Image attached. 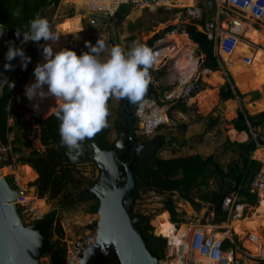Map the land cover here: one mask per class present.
Wrapping results in <instances>:
<instances>
[{"label": "trees", "instance_id": "16d2710c", "mask_svg": "<svg viewBox=\"0 0 264 264\" xmlns=\"http://www.w3.org/2000/svg\"><path fill=\"white\" fill-rule=\"evenodd\" d=\"M61 2L62 0H0V23L8 30V42H12L13 45L20 43L22 36L18 39L14 35L15 28L27 30L28 21L34 18L37 13L43 17L50 8L57 9ZM132 9L133 6L130 4H121L112 16L101 19H104L105 22L116 21L118 25H121L131 13ZM158 10L162 11L164 8L161 7ZM171 11L173 13L181 12L180 9H173ZM17 12L18 14H16ZM181 13L186 18L187 10H182ZM74 19L81 18L76 15L66 19L62 23ZM98 21L100 22V20ZM207 21H213L209 12H204L200 20L187 17L179 27L170 25L163 32L154 33L148 39L144 38V42L142 43L151 48L158 40L164 38L166 34L176 29L179 31L185 30L189 38L193 41V44L198 45V56L205 55L201 62V69H208L214 72L218 71L221 69L222 64L216 54L215 42L208 40L204 32ZM131 27L133 29L135 25L131 24ZM135 40V37L129 38V41ZM43 43V39L38 42L30 41L28 43L25 54L30 56L31 60L27 68L22 69L20 63L17 65L14 74L10 77L0 98V147H13L8 159L3 160L2 168L10 185L14 189H17L18 187L14 182L15 162L13 161V154H22L24 152L22 146L32 149L29 156L22 155L17 159V162L23 165H30L38 174L37 180L31 186L37 188V193L41 198L47 194L50 199L61 197V206L68 210L81 202V200L77 199L78 196L97 184L98 180H88L76 170L77 164L85 160H92L89 152L90 145L95 142L101 149L106 151H111L115 148V142H112L109 138L112 131L110 123L114 110L111 106L110 96L107 101V126L95 133L91 138H86L82 142L81 155H79L75 162L71 161L66 155V147L60 143V122L54 115V112L48 117H42L38 112L28 108L25 102L17 97L30 76L34 73L35 64ZM165 71L163 69L154 72L152 67L149 69L150 74L153 72L157 76L154 81L150 82L144 97V99L155 100L159 106H164L167 103V100H165V92L171 91L172 88L171 86L161 87L158 83L162 79ZM11 84L12 86L10 87ZM202 89V84H199V87L191 93V97H194ZM254 94L256 96L254 101L245 106L242 101L244 95L235 86L231 77L220 88L219 93L221 101L230 107L232 117L234 116L232 120L234 128L238 132H247L250 135V140L246 143H233L241 151V163H232L224 168L213 156L204 159L200 154L194 153L193 146L190 147L191 151L186 155L172 158L160 157V151L170 146L169 144H174V141H184L181 139V136L187 130L188 126L187 124L178 125L177 128L180 131L179 136H169L170 133L160 135L162 138L161 149L149 162L140 165L138 158H134L130 166L134 172L135 179V189L132 191L134 200L137 201L141 198L142 193L146 192H155L159 195L170 194V197L164 203V210L170 213L171 222L177 228L186 224L190 216L184 209L176 205L172 197L176 192L180 198L190 202L196 208L200 206V202L196 200L197 198L209 203L211 209L215 212V219L212 224H221L229 221L230 213L224 211L222 207L224 200L228 196L237 197L236 204L257 206L259 204V197L257 193L251 192V183L261 170L262 163L252 160L250 153L255 151L258 146V142L253 138L252 129L257 130L264 125V81L254 91ZM197 102L200 107L207 104L206 100H197ZM175 109L187 113L189 109L186 106V98H182L171 106L170 115H172L171 111ZM26 113L31 115L32 122L40 126V141L45 147L44 152L34 149L26 130L23 133V137L25 138L24 142H22L18 135L17 128L20 126L21 120ZM158 118L167 121V117L164 114L159 115ZM221 118L220 115L212 116L209 120L207 131L217 126ZM10 119L14 120L13 125H10ZM133 122L137 125L136 117L133 118ZM162 128H164L163 125L158 127V129ZM13 132H16V135L15 139L11 142L9 135ZM134 142L148 144L151 141H142L139 136L134 137V141H127V150L121 157L122 161L129 162ZM202 189H204V192ZM231 189L232 191L230 192ZM195 191L198 192L196 196L194 195ZM94 199L95 203L89 209V212L92 214L98 212L100 205L99 199L96 197ZM186 208L190 213L193 212V209L188 205ZM22 210L19 207L20 214ZM130 214L134 220L141 218L142 223L138 224L137 228L152 255L161 261L166 260L168 239L155 235L154 226L151 224V217L135 213L133 208ZM35 226L46 237L42 257L49 256L50 264H67L68 249L66 242H63L64 230L59 218V211L54 209L45 214L42 218L35 221ZM96 229L97 223L95 222L88 226L86 235L93 234ZM237 240V237H235L234 244L230 240H226V246L235 247ZM98 264L121 263L118 261L117 255H114L111 257H100Z\"/></svg>", "mask_w": 264, "mask_h": 264}, {"label": "rangeland", "instance_id": "374dc122", "mask_svg": "<svg viewBox=\"0 0 264 264\" xmlns=\"http://www.w3.org/2000/svg\"><path fill=\"white\" fill-rule=\"evenodd\" d=\"M121 4L122 2L118 0H115V1L113 0L111 3H100V2H93V1L90 2L88 0H84L81 2L80 1L72 2L70 0H62L60 6L57 9L54 10L53 8H50L43 17L49 20L50 26L53 28L57 25H61L63 21H66V19H69V18H72L78 15L81 18L80 19L81 29L80 30L76 29L75 31L74 30L69 31L65 36L59 37L54 47L60 50L63 48H69V49L76 51L77 55H80L81 52L88 51V48L85 46V41H88L91 44H95L97 39H100L104 41L105 49L99 54L98 58L101 60H105L108 56V52L110 48L113 45L119 46L122 49V51L126 54L130 50V48L133 46L134 42L143 44L142 42H144V38L148 39L154 33H158V32L161 33L170 25H176L179 27V25L182 24L187 18V17L184 18L181 13L182 10H185L187 7L180 6L177 0H172L167 5V7L164 8V10L162 11H159L158 10L159 8H155L151 10V9H144L140 7H133L131 13L126 17V19L122 22L121 25H118L116 21H111V22L106 21L105 22L104 19H101V18H107V17L112 16ZM193 7L200 8L202 12H209L212 18H214L220 23V26L222 28H226L231 20L239 19L240 17L239 13L231 12V11H229L228 13L226 12L225 14H220L219 13L220 12L219 3L216 0H196L195 5ZM193 7H190V8H193ZM92 8H95V9L103 8L106 11L97 12V10H94ZM173 9H180L181 12L173 13L171 11ZM94 12H96L97 15L100 16L98 18L100 22L97 20L96 24L91 23L90 17L85 18V14L88 13L92 15V14H95ZM241 19L243 23H248L254 28L257 27L258 30L260 31L264 30V24L254 23L252 19H248L245 17H242ZM131 24H134L135 28L132 29ZM168 35L169 33L166 34L164 38L169 39ZM130 37H135L136 40L129 41ZM243 37H244V34H243ZM158 42L156 44H158ZM44 44H48V41H45ZM184 46L186 45L181 46V49ZM197 46L198 45L189 47L190 48L189 52H192V50L194 51V58L193 59L190 58V59H192V61H194L195 63L196 61L199 62L198 67L200 70L201 61L197 54L198 52ZM257 47L262 48L260 46H257ZM178 51H173L174 55H171L172 58L170 59H174L177 61L179 59L178 56L176 55ZM41 54H42V49H41L40 54L38 55L35 67L40 61ZM173 67H174L173 61H169V63L163 68L166 70L163 74L164 78L162 77V79L158 81L161 87H167V86L172 87L171 91L165 92L166 93L165 96H167L169 100H167L165 97V100H167V103L164 106L156 107L154 106V103L153 105H150V106L146 105L147 106L146 108L142 106V112L140 113V115L138 116L136 115L138 136L141 138L142 141L151 140L158 135L168 134V133H170L169 136L171 135L179 136L180 131L178 130L177 126L181 124H187V126L190 127V130L189 132H187L188 131L187 129L181 136V139L185 140L186 136L191 137V141L189 143L191 146L194 145V149L199 151L198 150L199 148L202 149L203 147H208L209 145H211L210 142L213 139V137H214L213 144H217L218 142H220L221 140L220 138H223L221 137L222 133L220 134V132L217 130L218 127L212 129V130L217 131V133L213 135L211 139H207L204 136L208 132L207 127H208L209 120L214 115H220L222 117L220 119L221 125L223 127L226 126V105L221 101L219 91H220V88L229 80V77H231V79L234 81L235 86L238 87L234 75L232 74L231 70L226 65H222L221 69L216 71L221 76L223 75L225 76L223 83L218 87V97H217L218 101H215L214 96L211 94V92L208 91L209 89H214V86L210 80L211 73L209 74L205 73L202 75L201 83H202L203 89L199 93H202V91L207 90L208 94L205 99L207 101H210L211 103H215V106L212 108L211 111L204 112L203 110H207L209 108L208 107L209 103L205 105L206 106L205 108H200V105L198 104L197 100L202 97L196 98L194 96L191 98V100L186 101V106L189 109L187 113H183L181 110L175 109L171 111L172 115H170L171 106L176 104V102H178L176 101L174 97H171L170 94L174 92L176 89H178L177 86L180 87L181 85V84L179 85L176 83L173 84L172 82H170L171 80L174 79V75H175ZM160 68L161 66H156L155 64L152 65V69L154 72L163 70ZM150 76H151V81H154L157 74L152 72ZM34 81H35V76L33 73L30 76L29 80L26 82L25 86L33 83ZM25 86L23 87L22 91L17 95V97L20 98L23 102H25L28 108L36 111L35 109L29 106L32 101L28 100V98L24 95ZM111 106L114 112L112 114L111 123H110L112 131H111L109 138L112 142H115L119 136L116 125L119 120L120 98L111 96ZM158 107L163 108L166 113L165 116L167 117V121H165L163 124L164 128L156 129L150 134H145L144 126L147 121L146 120L147 116L150 115L151 113H154V111L158 109ZM48 116L50 115L48 114L47 116H42V117H48ZM9 123L10 125H13L14 120L10 119ZM25 130L28 132V137L32 141L34 149L44 152L45 147L41 144V141H40V126L31 121V115L28 113H26L23 116L21 120V124L17 128L18 135L21 138L22 142L25 141V138L23 137V133ZM15 135H16V132H13L9 135V140L11 142L15 139ZM193 135L195 136L193 137ZM194 139L195 141L193 142ZM189 143H187L186 145H184L182 148H179V149H176L177 147L175 148L173 144L172 145L169 144L170 146L160 151L159 156L162 158H172V157H176L177 155H186L187 153L191 151V148H190L191 146L189 145ZM12 148H13L12 146H9L7 148L5 147L0 148V155L3 156V160L8 159L10 153L12 152ZM22 148L24 151L22 154H13V161L15 162L14 181L16 180L19 186H20V183L17 180V172L20 170L23 164H21L20 162H17V159L22 155L29 156L32 151V149L26 148L25 146H22ZM92 150L89 148L91 158L94 154ZM196 150H193V152L197 153ZM76 170L78 171L79 174L83 175L88 180H98L100 178V171H99L98 165L93 161V158L92 160H85L77 164ZM37 178L33 181L28 182L25 187H21L23 189L25 188L26 196H31L30 199L26 201V200H23V198H20L21 201L18 200V202L19 201L26 202V205L31 206L34 210V213L37 216L40 215L38 213L40 208L47 206V205H49V210L46 213H42L43 216L54 209H57L59 211V218H60L63 230H64L63 242H66L67 249H68V253H67V264H68L69 256L73 255L74 243L80 240L81 238H83L84 236H86V232L88 230L89 225L95 222L97 223L98 221V218H99L98 214L97 213L92 214L89 212V209L95 203V199L94 198L82 199L81 202L77 204V206L66 210L60 204L61 197L57 199H50L48 194L44 196L43 198L39 197L37 193V188L35 186H31V184L35 182ZM212 182L214 183V181ZM202 190L204 192V189ZM197 194L198 192L195 191L194 195L196 196ZM168 197H170V194L159 195L155 192L142 193L141 198L134 202L132 206L133 211L135 213H140L146 216H150L151 224L152 226H155L156 228V225H157L156 217L159 214H161L163 211H165L164 203ZM172 197L177 202V206L183 209L184 207L183 204H185V202L182 200L181 202L183 203H180L179 202L180 198L179 196H177V194H174ZM196 200L197 202L198 201L200 202V206H198L197 208L192 206L193 212L189 214L187 213L190 216L189 219L193 218L194 220H198L201 223L200 226H203L204 228L205 226L207 227L208 225L211 226L212 230L215 233L216 232L227 233L228 239L234 240V238L237 237L238 239L237 246H236L237 255L239 257H249L248 255L250 252L248 249L249 247L247 243L245 242L249 238L247 235L250 233H247L246 237H242L238 234H235L234 231L231 228H229V225L235 219V216H237V214H240V213H237L236 208L231 212L230 219L228 222H224L221 224H212V222L215 219V212L211 209V207H208L207 205H205L198 198ZM257 206L246 207L245 209H243V211L240 214L241 218L245 219V218L250 217L255 212V209L257 208ZM37 207H39V210ZM170 221H171V218H170ZM187 224L188 222L184 225H187ZM155 235L158 236L156 229H155ZM55 238H57V236H55ZM181 250H182V247L180 251ZM173 257H176V256H173ZM173 257L167 258L164 261H170ZM41 264H50V257L43 256L41 259Z\"/></svg>", "mask_w": 264, "mask_h": 264}, {"label": "clouds", "instance_id": "9594fccd", "mask_svg": "<svg viewBox=\"0 0 264 264\" xmlns=\"http://www.w3.org/2000/svg\"><path fill=\"white\" fill-rule=\"evenodd\" d=\"M4 30L0 25V36ZM14 35L18 39L22 36L21 43L41 39L55 42L61 33L50 26L47 18L37 13L28 21L27 30L15 28ZM8 43L4 69L13 67L9 62L15 57H20V67L26 69L31 57L22 47ZM85 46L88 51L80 55L69 48L54 54L53 47L44 44L42 55L45 62L36 65L35 81L26 85L24 92L28 100L37 101L33 103L37 110L39 102L45 98L55 99L54 115L60 122V143L66 147V155L73 162L81 155L82 142L107 126L110 96L126 99L132 105L143 103L151 82L149 69L156 59L154 51L141 43L134 42L126 54L119 46L113 45L105 60L98 58L105 49L103 40L97 39L95 44L85 41Z\"/></svg>", "mask_w": 264, "mask_h": 264}, {"label": "water", "instance_id": "95a60500", "mask_svg": "<svg viewBox=\"0 0 264 264\" xmlns=\"http://www.w3.org/2000/svg\"><path fill=\"white\" fill-rule=\"evenodd\" d=\"M89 17L90 14H85V18ZM29 42L20 41L13 46L22 47L26 52ZM8 46V30L5 28L4 34L0 36V98L20 63V57H15L9 62L13 67L4 69L3 65L6 62L4 54ZM137 109L138 107L134 108ZM127 138L126 134H122L111 151L101 149L95 142L89 147L93 149L92 158L99 166L101 176L94 187L77 199L98 198L99 218L95 241L83 250L77 264H98L100 257L114 255H117L121 264H160L161 262L149 251L137 228L138 224L142 223L141 218L134 220L130 214L135 202L132 196L135 179L130 166L136 156L146 158V161L154 157L161 148L160 138L148 145L134 142L131 158L129 162H124L120 159V155L126 149ZM2 163L3 156L0 155V264H41L46 237L35 225L28 226L23 223L18 207L19 193L6 178ZM188 222L197 226L201 224L198 220H188Z\"/></svg>", "mask_w": 264, "mask_h": 264}, {"label": "built area", "instance_id": "2783aa9c", "mask_svg": "<svg viewBox=\"0 0 264 264\" xmlns=\"http://www.w3.org/2000/svg\"><path fill=\"white\" fill-rule=\"evenodd\" d=\"M121 1L122 4H130L133 7H140L144 9H155V8H166L167 5L172 0H118ZM219 3L220 14L231 12H237L240 14L239 19H233L227 25L226 28L220 27V24L217 20L213 18V21H207L205 24L204 32L206 33L208 40L214 41L216 45V54L219 58L224 59L226 55L230 57L234 54L235 49L240 43V40L243 39V33L239 30V22H242V17L252 19L254 23L264 24V0H216ZM97 12H104L103 8L95 9ZM187 16L192 19H202L203 13L200 8L197 7H187ZM95 14L90 15V20L92 24H96L98 18L100 17ZM169 34H178V35H188L185 30L179 31L178 29L172 31ZM158 44H155L151 49L156 54L155 60H161L162 62L159 64L161 66L160 69H163L169 61H172L168 57V50L170 48H174L175 42L170 41L168 39L162 38L158 40ZM157 43V42H156ZM180 52V51H179ZM177 52V54H179ZM184 79V80H183ZM177 79L174 76V79L171 80L173 84L181 83L180 87L177 86L174 92L170 95L174 97L176 101L181 100L182 98H186V101L191 100V93L195 91L199 87V78L197 76H191L189 79L183 78ZM170 97V96H169ZM166 99L169 100L166 96ZM152 102V104H151ZM159 106L157 102L153 99H144L143 103L138 106L137 116L142 112V106L146 108L147 106L153 105ZM147 105V106H146ZM161 114H166L163 108L158 107L154 111L147 116V121L145 123L144 129L145 134H150L159 126L163 125L165 120L159 119L158 116ZM140 117V116H139ZM142 117V116H141ZM217 131L211 130L204 136L207 139L213 137ZM255 140L258 142V145H264V125L256 132L253 133ZM17 185V191L19 196L25 197L26 190L21 188L16 180L14 181ZM264 191V171H260L255 176L253 182L251 183V192L257 193L260 195L261 192ZM262 196V194H261ZM260 196V198H261ZM236 197L228 196L223 202V210L227 211L231 214V212L236 208L240 207L239 204H236ZM18 207H21L23 210L20 214L22 221L25 225L34 226L35 221L42 218L43 215H36L31 206L26 205V202H18ZM238 215V214H237ZM190 231L187 236L188 247L191 252L198 251L203 257L208 259L213 264H264V252L258 256H254L249 252V257H239L237 255L236 246L235 247H227L226 240H230L233 244L234 240L228 239L227 236L224 238L215 237V232L212 230L209 234L205 231V228L200 225H195L189 223ZM154 229L155 226H154ZM262 234L264 229H262ZM96 231L91 235H86L77 242L74 243L73 247V255L77 258L80 257L83 250L88 248L94 241L96 237ZM155 233V230H154ZM163 236V235H158ZM250 240H254L252 233L247 235ZM264 236V234H263ZM164 237V236H163ZM167 238V237H165ZM168 239L167 245V258L176 256L180 253V249L175 246L171 238ZM262 247V245H261Z\"/></svg>", "mask_w": 264, "mask_h": 264}, {"label": "bare ground", "instance_id": "6f19581e", "mask_svg": "<svg viewBox=\"0 0 264 264\" xmlns=\"http://www.w3.org/2000/svg\"><path fill=\"white\" fill-rule=\"evenodd\" d=\"M72 2H81L84 0H70ZM93 2L100 3H111L113 0H88ZM115 1V0H114ZM180 6L182 7H193L195 5L196 0H177ZM57 32H60L62 36H65L69 31H75L81 29V20L74 19L71 21H67L62 23L61 25H57L53 27ZM239 30L244 34V38L240 40L239 45L235 49V52L232 56L227 57L225 59L228 63V68L231 70L233 75L236 78L237 85L243 90L254 88L257 81L256 78L260 75L264 74V30L260 31L255 29L248 23L239 22ZM177 35V36H175ZM186 35H178V34H169L168 40L177 41V39ZM172 39H171V38ZM184 43L182 41L177 44L179 47L186 45V53L181 54L179 57L178 64L182 70H190L193 69V62L188 59L190 54V48L194 46L193 41L188 39L187 37L183 38ZM58 41V40H57ZM51 40L48 41L53 47V53L60 49L55 48V43ZM177 44H174L173 48H170V51H178L179 47ZM260 46L262 48H259ZM180 60H182L181 63ZM44 57L41 54L40 61L38 64L44 63ZM161 60H155L154 64L159 66ZM245 64V65H244ZM242 67H244L242 69ZM240 70L243 74L240 73ZM185 73V72H184ZM187 73V71H186ZM216 83H221L220 79L215 80ZM45 90L47 86H44ZM37 101H32L30 103V107L33 108V103ZM55 99L53 97H47L42 102H39V109H35L40 115L47 116L50 113L52 114L55 111ZM58 103V102H57ZM34 109V108H33ZM38 174L30 165H22L20 170L17 172V180L20 183V187H25L26 184L30 181H33L37 178ZM25 189V188H24ZM31 196H19L18 200H29ZM22 200V201H23ZM19 201V202H20ZM35 203V202H34ZM39 203V202H38ZM37 204V203H36ZM41 206V205H39ZM39 210V207H37ZM243 206L238 208L237 213L243 211ZM49 210V205L41 207L39 210V214L46 213ZM237 210V209H236ZM238 214L235 216V219L230 223L229 228H231L235 234H238L242 237H246L247 233H252L254 240H250L249 238L245 243L248 245V249L250 253L254 256H258L264 252V236L262 234V229H264V196L262 197L259 206L255 209V212L248 218L242 219L241 215ZM156 231L158 235H163L164 237L171 238L175 246L182 250L176 257H173L170 261H161L160 264H213L208 259L203 257L198 251L191 252L188 247L187 236L190 231V227L188 225H182L180 228H177L175 224L170 221V213L168 211H163L156 217ZM205 231L209 234L212 231V227H205ZM227 236V233H215V237L224 238ZM262 245V247H261ZM247 249V250H248ZM79 259L73 255L69 256L68 264H77Z\"/></svg>", "mask_w": 264, "mask_h": 264}, {"label": "crops", "instance_id": "0c3cea01", "mask_svg": "<svg viewBox=\"0 0 264 264\" xmlns=\"http://www.w3.org/2000/svg\"><path fill=\"white\" fill-rule=\"evenodd\" d=\"M243 23V22H242ZM220 24V23H219ZM221 27V26H220ZM256 29H258L257 27H255ZM188 38H189V36L188 35H186ZM183 37H185V36H183ZM183 37H181V38H179V39H177V41H174L175 42V44H177L178 42H180V41H182L183 43H184V41H183ZM244 38V37H243ZM190 39V38H189ZM191 40V39H190ZM178 45V44H177ZM197 44H195L194 46H196ZM178 47H179V45H178ZM198 47V46H197ZM180 51V52H179ZM179 54H176L177 56H178V58L181 56V54L183 55V53H186V46H184L182 49H181V47H179ZM171 55H174V52L173 51H170V50H168V57H169V59L170 58H172L171 57ZM189 57L190 58H194V51L192 50V52H190V55L188 56V59H189ZM204 57H205V55L204 54H202L201 56H199V58H200V61L202 62L203 61V59H204ZM192 59H190L191 61H192ZM170 60H172L173 61V65H174V67H173V69H174V76H176V78L177 79H183V78H186V79H189L191 76H197V78H199V84H202L201 83V77H202V75L203 74H205V73H211V78H210V80H211V83L213 84V86H214V89H209L208 91L209 92H211V94L214 96V99H215V101H218L217 100V97H218V87L223 83V80H224V78H225V76L223 75V76H221L218 72H214V71H211V70H208V69H205V70H202L201 69V67H200V70H199V67H198V65H199V62L198 61H196V63L194 62V61H192L194 64H193V69H190V70H187V69H185V70H182L181 68H180V66H179V64H178V62L177 61H179V60H174V59H170ZM219 60L221 61V64L222 65H226L227 67H228V63H227V61H226V59L224 58V59H222V58H219ZM162 62V61H161ZM182 62V60H180V62L179 63H181ZM175 63V64H174ZM201 64V63H200ZM245 65V64H244ZM244 67H242V69H243ZM186 71H187V73H186ZM185 72V73H184ZM240 73L241 74H243L242 73V71L240 70ZM233 74V73H232ZM235 77V76H234ZM263 77H264V75H262V76H259V77H257L256 78V81H257V83H256V85H255V87L254 88H251V89H247V90H245V91H243L239 86L237 87L238 89H239V91L244 95V98H243V103H244V105L245 106H247V105H249L250 103H252L253 101H254V99H255V94H254V91L255 90H257L259 87H260V85H261V82H263L264 80H263ZM216 79H220L222 82L221 83H216ZM236 79V78H235ZM184 80V79H183ZM203 82V81H202ZM236 83H237V81H236ZM176 84H181V83H177V81H176ZM212 90V91H211ZM200 92V91H199ZM197 93L196 95H195V97L196 98H199V97H202V98H200V99H198V100H206L205 98H206V96H207V94H208V92H205V91H202V93ZM219 93H220V91H219ZM201 95V96H200ZM207 101V100H206ZM197 103V102H196ZM207 104L209 103V108L207 109V110H203L204 112L205 111H207V112H209V111H211L212 110V108L215 106V103H211L210 101H207L206 102ZM206 106L204 105V106H202V107H200V108H205ZM234 119V116L232 117V113H231V111H230V107L229 106H226V126L225 127H223L222 125H221V121L219 122V124L217 125V126H214L212 129H214V128H217V130L220 132V134L222 133V135H221V137H223V138H220L221 140H220V142H218L217 144H213L214 142H213V139H214V137H213V139L211 140V142H210V144L211 145H209L208 147H203L202 149L201 148H199L198 150L200 151H197L196 149H194V150H196V152H197V154H200L204 159H206V158H208V157H211V156H213L214 158H215V160L222 166V167H224V168H226L229 164H232V163H241V155H240V150L236 147V146H234L233 145V143H246V142H248L249 140H250V135L247 133V132H238L235 128H234V125L232 124V120ZM200 124V123H199ZM262 127V126H261ZM261 127H259L257 130H254V129H252V134L254 133V132H256V131H258ZM221 128V129H220ZM187 129H188V131L187 132H189V130H190V127L188 126L187 127ZM211 129V130H212ZM210 130V131H211ZM210 131H208V132H210ZM224 131V132H223ZM207 132V133H208ZM206 133V134H207ZM217 133V132H216ZM206 134H205V136H206ZM195 135H193V137H194ZM212 138V137H211ZM210 138V139H211ZM253 138H254V136H253ZM196 139V138H195ZM195 139L193 140V142L195 141ZM255 139V138H254ZM183 140V139H182ZM191 141V137H189V136H186V138H185V140L184 141H174V144H173V146H175V148L176 149H179V148H182L184 145H186L187 143H189ZM189 145H190V143H189ZM191 146V145H190ZM193 147H194V145H192ZM197 147V146H196ZM195 147V148H196ZM179 156H183V155H177L176 157H179ZM250 158L252 159V160H256V161H258V162H260V163H262V168H261V170L260 171H264V145H258L257 146V149L255 150V151H253V152H251L250 153ZM259 171V172H260ZM231 188H232V186H231ZM232 191V189L230 190V192ZM262 193V195L264 196V191L263 192H261ZM261 193H260V195H258V197H259V204H260V201H261V199H262V197L263 196H261ZM175 194H177V196H179V194L176 192ZM230 195V194H229ZM260 196H261V198H260ZM179 198H180V196H179ZM237 198V197H236ZM184 201L185 202V204H183V209L185 210V211H187V213L189 214L190 212L187 210V208H186V206L188 205L189 207H191L192 209H193V207H192V205H191V203L190 202H188V201H186V200H184V199H182V198H180V200H179V202L180 203H183V202H181V201ZM175 201V200H174ZM205 205H207L208 207H211V205L209 204V203H207V202H205V201H202ZM175 203H176V205H177V202L175 201ZM179 205V204H178ZM239 206H243L244 208L243 209H245L246 207H254V206H250L249 204H243V205H239ZM259 206V205H258ZM257 206V207H258ZM238 211V210H237ZM171 218V217H170ZM189 220H194L193 218L192 219H189ZM188 224H189V222H188ZM187 224V225H188ZM184 225V224H183ZM209 226V225H208ZM207 226V227H208ZM206 227V226H205Z\"/></svg>", "mask_w": 264, "mask_h": 264}, {"label": "flooded vegetation", "instance_id": "af4514ba", "mask_svg": "<svg viewBox=\"0 0 264 264\" xmlns=\"http://www.w3.org/2000/svg\"><path fill=\"white\" fill-rule=\"evenodd\" d=\"M138 106L139 105H132V104L128 103V101L126 99H120L119 120H118V123L116 125V126H118V129H119V130L117 129L119 136H118V139L115 141V146L118 143V141L120 140L122 134H126L128 136L126 142L129 140L133 141L134 137H136V136L138 137L137 130H136L137 125L134 124V122H133V118L134 117L137 118V116H136L137 110H134V108L138 107ZM130 118H132V119H130ZM158 138H160V144H161L162 138L160 137V135L151 139L150 143L154 142ZM150 143H148V144H150ZM137 144L148 145V144H143L142 142L137 143ZM126 150H127V148L124 150V152H126ZM158 151L156 152V154L158 153ZM124 152L120 155V159L123 156ZM130 156H131V153H130ZM137 158L139 160V164L141 165V164H145V163L149 162L153 157L147 161H146V158H141V157H137ZM98 168H99V166H98ZM122 170H123V168H122ZM99 171H100V176H101L100 168H99Z\"/></svg>", "mask_w": 264, "mask_h": 264}]
</instances>
